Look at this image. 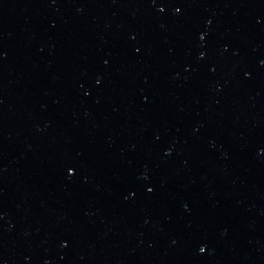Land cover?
I'll list each match as a JSON object with an SVG mask.
<instances>
[{"label":"water","instance_id":"obj_1","mask_svg":"<svg viewBox=\"0 0 264 264\" xmlns=\"http://www.w3.org/2000/svg\"><path fill=\"white\" fill-rule=\"evenodd\" d=\"M0 264H264V0H0Z\"/></svg>","mask_w":264,"mask_h":264}]
</instances>
